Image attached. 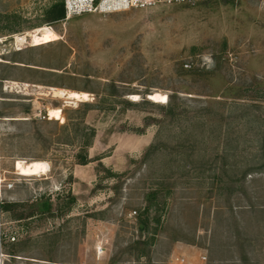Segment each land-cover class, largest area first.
<instances>
[{
  "label": "rangeland",
  "instance_id": "374dc122",
  "mask_svg": "<svg viewBox=\"0 0 264 264\" xmlns=\"http://www.w3.org/2000/svg\"><path fill=\"white\" fill-rule=\"evenodd\" d=\"M0 204V264H264V0H0Z\"/></svg>",
  "mask_w": 264,
  "mask_h": 264
},
{
  "label": "built area",
  "instance_id": "2783aa9c",
  "mask_svg": "<svg viewBox=\"0 0 264 264\" xmlns=\"http://www.w3.org/2000/svg\"><path fill=\"white\" fill-rule=\"evenodd\" d=\"M206 0H63L65 19L79 15L99 12L111 14L129 11L136 8H145L156 4H186ZM101 251V248H99ZM172 264H207V257L200 254L198 260L190 261L188 256H176L171 259Z\"/></svg>",
  "mask_w": 264,
  "mask_h": 264
},
{
  "label": "bare ground",
  "instance_id": "6f19581e",
  "mask_svg": "<svg viewBox=\"0 0 264 264\" xmlns=\"http://www.w3.org/2000/svg\"><path fill=\"white\" fill-rule=\"evenodd\" d=\"M31 38L33 39V47L45 45L48 43L56 42L59 38L56 34L50 32L48 29H44L41 32V35H33L31 34ZM58 97H66L69 100L73 101H86L88 95L85 93H77V92H65L63 90H57L54 93ZM134 97V96H133ZM136 98V97H135ZM147 99L156 104H162L166 101V96L158 93H153L147 96ZM49 120L60 121L63 117H61L60 109L49 110L48 112ZM18 171L20 175H37L38 173L44 172L46 170V165L43 163L32 162L30 164L22 166L20 163H17ZM48 166V165H47ZM42 175V174H41Z\"/></svg>",
  "mask_w": 264,
  "mask_h": 264
},
{
  "label": "trees",
  "instance_id": "16d2710c",
  "mask_svg": "<svg viewBox=\"0 0 264 264\" xmlns=\"http://www.w3.org/2000/svg\"><path fill=\"white\" fill-rule=\"evenodd\" d=\"M87 161V158L86 156L85 157H81V164H84L85 162ZM7 210V206L3 205V204H0V210Z\"/></svg>",
  "mask_w": 264,
  "mask_h": 264
}]
</instances>
